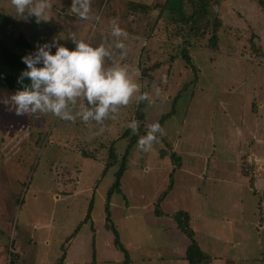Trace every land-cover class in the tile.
I'll use <instances>...</instances> for the list:
<instances>
[{
    "label": "rangeland",
    "instance_id": "rangeland-1",
    "mask_svg": "<svg viewBox=\"0 0 264 264\" xmlns=\"http://www.w3.org/2000/svg\"><path fill=\"white\" fill-rule=\"evenodd\" d=\"M49 2V19L37 23L0 0L14 22L8 38L22 34L35 47L56 40L71 50V33L95 47L112 42L115 20L127 33L118 62L148 99L133 97L99 124L16 115L0 103V264H60L63 245L64 264H124L106 227L107 202L130 264H189L181 257L190 241L173 218L179 211L195 214L190 226L202 245L209 241L203 228L218 236L219 249L208 253L264 264V0H220L210 27L195 33L172 21L174 10L194 12L193 0H91L87 20L71 13V0ZM132 120L139 133L127 127ZM153 122L163 135L149 152L136 142L122 193L109 199L129 141ZM111 147L115 161L107 165ZM226 237L247 246L224 247Z\"/></svg>",
    "mask_w": 264,
    "mask_h": 264
},
{
    "label": "clouds",
    "instance_id": "clouds-1",
    "mask_svg": "<svg viewBox=\"0 0 264 264\" xmlns=\"http://www.w3.org/2000/svg\"><path fill=\"white\" fill-rule=\"evenodd\" d=\"M90 2L71 0L69 9L75 17L87 20ZM11 3L19 16H33L37 23L49 19V0H11ZM67 36L75 45L71 50L53 40L38 44L34 52L22 56L25 69L17 77L21 87L0 103L8 104L16 115L51 113L62 120L74 121L79 117L83 122L99 124L133 97L137 102L148 99L147 93H139V85L131 78L128 66L118 62L126 55L123 39L127 33L115 20L111 21V43L93 47L71 33ZM156 92L159 93L158 88ZM127 127L135 134L138 123L132 120ZM157 134L163 135V129L153 122L147 126L146 134L138 138L137 147L149 152L158 140Z\"/></svg>",
    "mask_w": 264,
    "mask_h": 264
},
{
    "label": "trees",
    "instance_id": "trees-1",
    "mask_svg": "<svg viewBox=\"0 0 264 264\" xmlns=\"http://www.w3.org/2000/svg\"><path fill=\"white\" fill-rule=\"evenodd\" d=\"M220 3V0H193V6L195 7L194 12H192L190 15H182L181 17L177 16L178 11L174 10L172 11V21L174 23H184L189 27V32H205L206 29H208L209 26V18L211 14V10L215 7H217ZM262 5L264 6V2H262ZM166 6L168 8L169 3H166ZM173 10V8H172ZM13 26V22L10 18L5 16L4 14L0 13V101L7 100V98L14 93L16 90H18L21 85L17 83V77L21 70L25 69V65L21 61V57L24 56L27 53L34 52L35 47L32 45V43L22 34L19 36H14L8 38V33L10 29ZM221 27V21L216 19L214 20L213 25V33L210 38V44L217 48L219 37H218V29ZM24 83L27 84L28 80L25 79ZM164 119V118H163ZM139 120L143 121V116H139ZM161 125V124H160ZM139 133V131H136ZM138 140L137 135H134L133 138L129 141V145L127 148V152L125 156L123 157L121 168L116 174V181L114 182L110 192H109V199H110V193L117 192L122 193V177L124 176L125 170H126V158L128 155V152L131 150V148L136 144ZM89 156V155H88ZM91 157V156H89ZM172 158L176 161H178V164L180 159L177 158L176 154L173 153ZM115 161V154H114V148L111 147L109 150V162L107 165H110L114 163ZM177 167V166H176ZM253 178H251V186L254 185ZM172 185H170L169 189H171ZM165 196H167V192L165 191L162 193L161 197L159 198L157 202V208L155 210L156 216H162L163 213L160 212L159 207L161 202L165 199ZM108 203L106 205V227L111 230L114 234V245L117 249H119L121 252L125 254V262L124 264H130L131 263V257L128 254L127 250L125 249L124 245L120 241V234L115 225L112 223V219L110 216V213L108 211ZM91 209V206H90ZM88 211V214L86 216V220H88L90 215V210ZM174 220L176 221L177 227L188 237L190 244L186 251V257L185 259L188 261L189 264H201L205 260L209 259V256L206 255L198 245L195 234L193 229L190 226L191 223V217L190 215L185 211H179L174 215ZM63 254L60 258V264H64L65 257H66V247L63 245L62 248Z\"/></svg>",
    "mask_w": 264,
    "mask_h": 264
},
{
    "label": "crops",
    "instance_id": "crops-1",
    "mask_svg": "<svg viewBox=\"0 0 264 264\" xmlns=\"http://www.w3.org/2000/svg\"><path fill=\"white\" fill-rule=\"evenodd\" d=\"M0 8H1V10H2V5H1V3H0ZM0 13H2V11H0ZM2 14H4V13H2ZM5 16H7L6 14H4ZM8 17V16H7ZM9 18V17H8ZM11 19V18H10ZM12 20V19H11ZM12 22H13V20H12ZM12 27H14V22H13V26ZM29 40V39H28ZM31 43H32V41L31 40H29ZM32 45H33V43H32ZM34 46V45H33ZM35 47V46H34ZM252 187V186H251ZM163 213V212H162ZM194 214V213H193ZM192 213H191V221L193 220V216L195 215H193ZM190 215V214H189ZM164 216H165V214L163 213V215L162 216H157V218L158 219H161V218H164ZM197 216H198V218L200 217V213L197 211ZM203 217V216H202ZM203 219H204V217H203ZM206 219V218H205ZM193 229V228H192ZM203 229H205L206 230V232L204 233V236L205 237H207V238H209V241H207L206 243H205V246L204 245H202V243H201V241L198 239V237H197V234H198V229H196V230H194L193 229V231H194V234H195V239H196V241H197V243H198V245L200 246V248H201V250L206 254V255H208L209 256V259H207V260H205L203 263H201V264H226V263H230V262H232V263H234V264H237V259L234 257V256H232V257H229V259H224V258H222V257H217V256H214V255H212V253H208V252H210V250H212L213 252H216L218 249H219V247H218V244H219V242H218V240H217V235L216 234H214L213 232H211L210 231V229L208 230V228H203ZM232 232H234V233H237V234H239V236H240V239L241 240H243L244 241V239H246L245 237H246V233H243L242 232V229L241 228H232V230H231V233ZM221 237V236H220ZM225 238V237H224ZM223 238V243H226L225 245H224V247L226 246V245H228V248L229 249H231V248H235V247H238V246H240V245H243L245 248H246V246H247V244H246V242H241L240 240H238V241H231L229 238H227L226 237V240ZM212 241V242H211ZM189 244H190V242H189ZM257 245H258V243H256ZM189 246V245H188ZM188 246H186L185 247V249H184V253H182V259H185V257H186V251H187V248H188ZM221 250H222V247H221ZM187 261V260H186ZM244 261H246V262H248L249 260L248 259H244ZM188 262V261H187Z\"/></svg>",
    "mask_w": 264,
    "mask_h": 264
}]
</instances>
